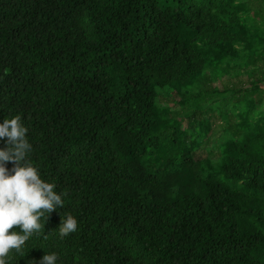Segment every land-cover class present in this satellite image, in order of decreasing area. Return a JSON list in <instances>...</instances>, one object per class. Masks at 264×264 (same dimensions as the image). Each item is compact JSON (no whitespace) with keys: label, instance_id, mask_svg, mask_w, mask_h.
Masks as SVG:
<instances>
[{"label":"trees","instance_id":"16d2710c","mask_svg":"<svg viewBox=\"0 0 264 264\" xmlns=\"http://www.w3.org/2000/svg\"><path fill=\"white\" fill-rule=\"evenodd\" d=\"M15 115L64 207L10 264H264V0H0Z\"/></svg>","mask_w":264,"mask_h":264},{"label":"clouds","instance_id":"9594fccd","mask_svg":"<svg viewBox=\"0 0 264 264\" xmlns=\"http://www.w3.org/2000/svg\"><path fill=\"white\" fill-rule=\"evenodd\" d=\"M27 131L20 115L0 121V141L5 145L0 147V264H10L9 254L21 252L33 235L41 234L47 216L64 207L56 185L42 178L39 169L30 163L32 145L26 138ZM9 161L13 163L11 169L5 166ZM14 226L19 230L9 232ZM58 229L61 239L74 233L76 218L67 214ZM57 261L55 252H45L40 264Z\"/></svg>","mask_w":264,"mask_h":264},{"label":"rangeland","instance_id":"374dc122","mask_svg":"<svg viewBox=\"0 0 264 264\" xmlns=\"http://www.w3.org/2000/svg\"><path fill=\"white\" fill-rule=\"evenodd\" d=\"M220 135V128L218 126H215L214 129H212V131H210V133L208 134V137L211 141H213L214 139H216L218 136ZM200 154H203L204 151L200 150L199 152Z\"/></svg>","mask_w":264,"mask_h":264}]
</instances>
